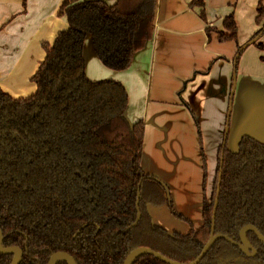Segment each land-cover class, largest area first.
<instances>
[{
  "label": "trees",
  "instance_id": "1",
  "mask_svg": "<svg viewBox=\"0 0 264 264\" xmlns=\"http://www.w3.org/2000/svg\"><path fill=\"white\" fill-rule=\"evenodd\" d=\"M263 2L257 0L259 28L246 46L263 47L258 42L264 32ZM203 5V0L190 2ZM155 7L156 0H61L56 15L67 26L43 44L45 55L30 78L34 92L12 97L0 87V244L21 249L18 264H47L57 250L69 253L75 264H122L141 246L189 262L210 235L219 171L214 232L238 241L240 228L252 224L264 237V141L244 134L236 151L219 147L211 193L203 194L202 225L194 229L175 211L165 185L142 170L144 122L127 120L124 86L86 76V36L105 67L125 70L135 51L152 39ZM199 14L203 18L204 10ZM222 26L207 27L206 33L216 31L218 41L235 40L232 14ZM138 188L140 219L126 231L136 217ZM148 204H165L190 230L168 232L155 224ZM245 236L255 255L220 239L198 264H264V243L252 231ZM12 256L0 254V264H10ZM54 264L67 263L58 259ZM132 264L165 263L142 254Z\"/></svg>",
  "mask_w": 264,
  "mask_h": 264
},
{
  "label": "crops",
  "instance_id": "2",
  "mask_svg": "<svg viewBox=\"0 0 264 264\" xmlns=\"http://www.w3.org/2000/svg\"><path fill=\"white\" fill-rule=\"evenodd\" d=\"M191 1L156 0L152 39L135 51L125 70L100 68L88 40L84 42L83 58L90 80H115L124 86L128 93L127 120L144 122L142 170L170 190L175 211L197 229L202 225L203 167L191 116L194 113L199 122L203 118L201 110H211L210 127L207 129L205 120L199 122L207 133L202 141L209 176L212 171L215 175L213 149L217 151L222 142L224 117L231 101V122L243 127L227 148L236 151V141L244 134L264 141V130L261 136L244 130L245 123L253 118L257 120L255 124L264 127V32L258 39L262 48L244 46L259 28L254 22L256 0H230L233 8L227 6L229 0H203V7H189ZM60 2L0 0V87L10 96L26 97L34 92L35 84L30 78L45 55L43 44H50L56 33L67 26L65 19L56 15ZM201 9L205 11L203 18L199 15ZM230 12L237 25L236 41L221 43L216 32L208 36L206 28L222 30L223 19ZM239 46H244L241 53L237 52ZM99 75L104 77L94 79ZM183 82L185 92L180 94ZM135 99L142 100V115L133 109ZM145 105H153L152 118ZM207 191L205 185V194L209 195ZM147 211L151 220L168 232L186 233L191 228L173 217L165 204H148Z\"/></svg>",
  "mask_w": 264,
  "mask_h": 264
},
{
  "label": "water",
  "instance_id": "3",
  "mask_svg": "<svg viewBox=\"0 0 264 264\" xmlns=\"http://www.w3.org/2000/svg\"><path fill=\"white\" fill-rule=\"evenodd\" d=\"M258 36H256L254 39H252L251 41H254L255 39H257ZM250 43V41H248L246 44ZM246 44L244 46H246ZM242 46V47H244ZM220 178H221V172L218 173V183L216 186V193H215V198H214V204H213V210H212V216H211V225H210V235L208 240L206 241V243L204 244V246L202 247L201 251L199 252V254L192 259L189 262H179V261H175L172 260L166 256H164L163 254H161L158 251H155L149 247H135L133 248L124 258L123 263L122 264H132L133 259L138 256V255H142V254H147V255H151L154 258L162 261L165 264H198L199 261L203 258V256L208 252V250L211 248V246L220 239H224L225 241H227L228 243L237 246L244 254H248V255H255L256 253V249L250 244V242L247 240L246 238V232L247 231H252L254 232V234L257 236V238L264 243V237L263 235L260 233V231L252 224H246L243 225L239 232H238V236H239V240L236 241L232 238H230L229 236L222 234V233H215L214 232V227H215V213H216V208H217V203H218V195H219V184H220ZM139 197H140V190L138 188L137 190V196H136V217L135 220L132 222V224H130L127 228L126 231L128 229H130L131 227L135 226L137 224V222L140 219V210H139ZM2 236V232L0 229V239ZM12 253V259L10 264H18V261L21 257V249L18 246H4L0 244V254H9ZM58 259H63L66 261L67 264H75V261L73 259V257L62 250H57L55 252H53L49 259L47 264H54L56 260Z\"/></svg>",
  "mask_w": 264,
  "mask_h": 264
},
{
  "label": "rangeland",
  "instance_id": "4",
  "mask_svg": "<svg viewBox=\"0 0 264 264\" xmlns=\"http://www.w3.org/2000/svg\"><path fill=\"white\" fill-rule=\"evenodd\" d=\"M233 1H236V0H233ZM256 2H257V0H256ZM228 4H227V6L228 7H231V8H233V3L232 2H230V0L227 2ZM264 3V2H263ZM251 5V4H250ZM250 5H248V6H250ZM189 7H193V6H189ZM232 11V10H231ZM205 12V11H204ZM231 13V12H230ZM229 13V14H230ZM205 14V13H204ZM232 14V16H233V18H234V15H233V13H231ZM200 15V14H199ZM201 17V16H200ZM216 31H214V30H211L210 31V34L211 33H215ZM85 40H88L87 41V44H88V42L90 43V46H92V44H91V40H90V37L87 35L86 36V38H85ZM233 41H236V39L235 40H233ZM219 42H224V41H219ZM252 46H256V45H252ZM257 47V46H256ZM97 59V58H96ZM96 59H93L95 62H97V60ZM99 62V63H98ZM98 62H97V64L99 65V66H101L100 68H102L103 70H107V69H104L105 68V66L98 60ZM91 65V63L90 62H88V65H87V69L89 70V66ZM104 66V67H103ZM107 68V67H106ZM87 76V75H86ZM235 72H234V84H235ZM88 77V76H87ZM90 77V76H89ZM101 77H104V75H99V76H97V78H94V79H102ZM92 79V78H91ZM97 81H99V80H97ZM185 85H186V83H182L181 84V89H180V94H182V92H185ZM134 88H135V86H133L132 87V90H130V91H133L134 90ZM131 89V88H130ZM126 90V89H125ZM147 91V89L145 90V92ZM127 92V91H126ZM139 92V85H137V93ZM128 94V93H127ZM179 94V95H180ZM128 96V95H127ZM133 97H134V94H133ZM151 102V101H150ZM149 102V103H150ZM133 104H134V106H133V109H134V111H135V113L137 114V115H142V111L144 110V108H143V104H142V100H138V99H135V100H133ZM241 104V103H240ZM149 106H151V105H149ZM153 106V105H152ZM152 106L151 107H147V105H145V108L148 110V114H149V118H152L151 117V115H152ZM143 109V110H142ZM211 110H201V112H200V114L202 115V117L204 118H202L201 120H199V122H202L203 120H205V122H206V124H207V129L210 127L209 126V123H210V120L212 119V114H211V112H210ZM194 114V113H193ZM192 114V116L191 117H193L194 116V118L195 117H197L195 114L193 115ZM191 115V114H190ZM241 116L242 117H245L244 115H242L241 114ZM233 117V114H232V101H231V104L229 105V107H227V111H226V115H225V117H224V124H223V129H222V132H221V136H220V138H222V140L224 139V142H225V146L226 147H228L229 148V144L230 145H232V143L234 142V139H235V137L237 136H239V134H238V132H239V130L243 127V126H241V124L239 123V126H235L234 124H232V122H231V118ZM193 118V120H194V123L196 124V132H197V142H198V150L200 149V151H199V154H200V152H201V148H200V146L202 147V151H203V154H204V158H205V163H206V172H208L207 171V158H206V152H205V150H204V146H203V141H202V138L205 140V138H206V135H207V133H206V131H204L203 129H202V127H200V125H199V122L198 121H195V119ZM242 119V118H241ZM150 121H151V119H149ZM160 121H161V119H160ZM205 122H203V124L205 123ZM252 122H254V123H252ZM257 122V120H255L254 118L250 121V122H246L245 123V128H244V130L245 131H249L250 133H254L253 135H258V136H261V135H263V130H264V127H263V125L261 124V123H258V124H255ZM249 124V125H248ZM150 126L151 127H154L153 125H152V122H151V124H150ZM198 130H199V134H198ZM153 134L155 135L156 134V130L154 129L153 130ZM199 140H200V142H199ZM238 141V140H237ZM237 141H236V144H235V147L234 148H237L236 146H237ZM221 144V143H220ZM218 148V147H217ZM213 155H214V158H213V160H212V164H213V166H215V164H216V158H217V151H216V147H214V149H213ZM208 158H210L209 157V155H208ZM201 160H202V155H201ZM209 161V160H208ZM209 162H211V161H209ZM209 174V173H208ZM207 177H208V179H207ZM214 178V174H213V171L211 172V176H209V175H206V181H205V185H206V188H207V192H210V188H211V185H212V179ZM207 183V184H206ZM205 185H203V178H202V187H205ZM168 197L170 198V190L168 189ZM167 207V206H166Z\"/></svg>",
  "mask_w": 264,
  "mask_h": 264
},
{
  "label": "flooded vegetation",
  "instance_id": "5",
  "mask_svg": "<svg viewBox=\"0 0 264 264\" xmlns=\"http://www.w3.org/2000/svg\"><path fill=\"white\" fill-rule=\"evenodd\" d=\"M221 145H225V142H224V139L222 140V142H221V144L218 146V149H217V158H218V150H219V147L221 146ZM226 147V146H225ZM227 148V147H226ZM228 149V148H227ZM217 158H216V167H217ZM220 172V171H219ZM218 172V173H219ZM207 175V174H206ZM215 176H216V171H215V175H214V179H215ZM214 179H213V182H214ZM220 180H221V178H220ZM206 181V180H205ZM213 182H212V185H211V189H210V192H209V195H210V193H211V190H212V186H213ZM217 183H218V174H217ZM219 186H220V184H219ZM203 191H204V193H205V187H203ZM203 193V194H204ZM216 193V192H215ZM206 195V194H205ZM209 195H206L207 197H209Z\"/></svg>",
  "mask_w": 264,
  "mask_h": 264
}]
</instances>
